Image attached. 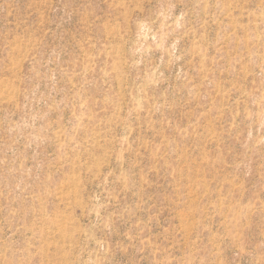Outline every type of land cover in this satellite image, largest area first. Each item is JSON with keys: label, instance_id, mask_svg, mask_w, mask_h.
Returning <instances> with one entry per match:
<instances>
[{"label": "rangeland", "instance_id": "rangeland-1", "mask_svg": "<svg viewBox=\"0 0 264 264\" xmlns=\"http://www.w3.org/2000/svg\"><path fill=\"white\" fill-rule=\"evenodd\" d=\"M0 264H264V0H0Z\"/></svg>", "mask_w": 264, "mask_h": 264}]
</instances>
